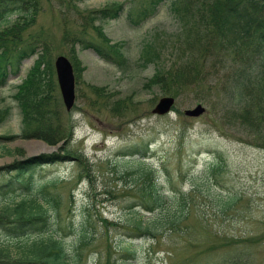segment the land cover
I'll return each mask as SVG.
<instances>
[{"label": "rangeland", "instance_id": "374dc122", "mask_svg": "<svg viewBox=\"0 0 264 264\" xmlns=\"http://www.w3.org/2000/svg\"><path fill=\"white\" fill-rule=\"evenodd\" d=\"M171 2L165 0L154 16L132 27L127 9L136 12L147 4L145 0H83L71 7L59 0H40L34 22L22 36L34 40L37 54L22 61L18 73H9L0 87V184L10 178L4 172L16 162L61 156L66 149L74 156L32 168V187L27 190H0V214L12 212L21 200L39 202L42 192L49 194L56 204L46 207L52 220L48 234L64 241L68 264H220L231 256L264 264V149L241 141L224 124L222 117L232 102L208 84L174 96L170 114L152 113L163 96L157 88L147 87L155 65L142 66L140 56L150 47L152 58L158 54L166 67L181 62L183 37L177 36L179 23ZM120 4L117 19L87 20ZM15 20L9 16L0 23V31ZM95 28L111 44H124V64L106 63L92 49L73 46L76 38L100 40ZM38 56L44 58L40 70L42 89L49 97L47 109L56 112V125L67 132L68 139L56 145L18 137L22 116L14 95ZM58 56L77 60L82 68L68 112L54 69ZM95 88L104 90L107 107ZM117 101H124L132 113L124 114V109L111 113L109 105ZM197 105L204 108L203 115L195 119L184 115ZM39 143L50 149L40 150ZM144 146L146 157L142 151L122 156ZM147 173L165 201L162 209L148 213L138 204ZM165 206L188 213L175 232L165 223ZM139 218L148 226L154 222V238L148 232L136 234ZM4 239L0 236V244ZM16 244L10 245L19 251ZM123 246H130L133 257H124Z\"/></svg>", "mask_w": 264, "mask_h": 264}, {"label": "trees", "instance_id": "16d2710c", "mask_svg": "<svg viewBox=\"0 0 264 264\" xmlns=\"http://www.w3.org/2000/svg\"><path fill=\"white\" fill-rule=\"evenodd\" d=\"M81 1L83 0H59L68 7ZM163 1L145 0L147 4L136 12L130 8L127 14L130 25L138 26L154 15ZM39 4L40 0H0V23L6 22L9 16H16L13 24L0 31L1 87L5 85L10 72L16 74L21 62L37 53L34 40L26 41L22 36L34 22ZM170 9L179 23L177 36L183 37L180 39L181 52L185 61L181 56V62L175 61L166 67L159 63L158 54L152 58L150 47H145L140 56L142 66L148 63L155 65L154 76L148 80L147 87L157 88L162 96H177L181 91L213 84L226 102H232L222 117L224 124L228 129L236 131L241 141L264 149V0H172ZM121 11L122 5H117L95 12V16H90L87 20L116 19ZM95 30L100 34V40L76 38L73 46L78 43L82 48L92 49L107 63L124 64L126 58L121 52L123 44H111L108 38L101 37L100 28ZM43 62V56H38L14 95L22 116V133L18 137L56 145L68 138L66 130L55 123L56 112L47 109L49 97L43 92L44 70H40ZM72 65L78 79L82 68L75 59ZM95 94L106 99L102 106L107 107L109 99L104 90L95 88ZM109 107V111L115 115L120 114L122 109L124 114L132 113L124 101L113 102ZM141 151L145 155L147 147L127 150L123 156L138 155ZM72 157L73 154L66 149L62 156L41 155L23 164L16 162L6 170V173L12 175L0 189L6 188L9 192L19 188L27 190L32 187L30 170L34 166ZM142 179L143 187L138 204L146 212L162 209L165 201L150 173ZM41 195L39 202L34 199L21 200L12 212L7 210L0 214V236L5 238L0 244V264L69 263L64 241L54 233L48 234L52 220L46 207L56 204V201L49 194L42 192ZM226 205L230 206V203ZM163 210L167 220L165 223L172 232L177 230L188 215L186 210L174 211L168 206ZM145 223L147 222L138 219L134 226L138 230L136 234L148 232L154 238L157 230L154 222L149 226ZM14 241L17 242L19 251L12 249L10 244ZM122 251L124 257H133L130 246L125 249L123 246ZM170 252L173 254L174 250L170 249ZM220 264H250V260L246 256H231Z\"/></svg>", "mask_w": 264, "mask_h": 264}, {"label": "water", "instance_id": "95a60500", "mask_svg": "<svg viewBox=\"0 0 264 264\" xmlns=\"http://www.w3.org/2000/svg\"><path fill=\"white\" fill-rule=\"evenodd\" d=\"M55 69L57 81L66 111H70L74 105V75L70 62L63 56H59L55 61ZM174 103L173 98L163 97L156 104L152 113L157 115H165L169 112ZM204 112V109L198 105L193 110L185 112L186 116L198 117Z\"/></svg>", "mask_w": 264, "mask_h": 264}, {"label": "bare ground", "instance_id": "6f19581e", "mask_svg": "<svg viewBox=\"0 0 264 264\" xmlns=\"http://www.w3.org/2000/svg\"><path fill=\"white\" fill-rule=\"evenodd\" d=\"M38 145H39V147H41V149H40V150H42V151H45V150H48V149H50L48 146H46V145H45V144H43V143H39Z\"/></svg>", "mask_w": 264, "mask_h": 264}]
</instances>
